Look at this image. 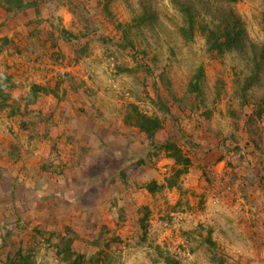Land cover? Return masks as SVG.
<instances>
[{
	"label": "rangeland",
	"instance_id": "374dc122",
	"mask_svg": "<svg viewBox=\"0 0 264 264\" xmlns=\"http://www.w3.org/2000/svg\"><path fill=\"white\" fill-rule=\"evenodd\" d=\"M23 1L0 0V264H69L68 247L77 264H264L261 218L238 222L229 201L264 198L263 82L243 93L264 0ZM237 19L250 56L211 52L203 28ZM68 101L66 125L55 112ZM137 113L163 121L153 141ZM76 121L82 138L67 134ZM166 142L192 173L176 178Z\"/></svg>",
	"mask_w": 264,
	"mask_h": 264
},
{
	"label": "trees",
	"instance_id": "16d2710c",
	"mask_svg": "<svg viewBox=\"0 0 264 264\" xmlns=\"http://www.w3.org/2000/svg\"><path fill=\"white\" fill-rule=\"evenodd\" d=\"M231 2H235L236 0H229ZM11 4L19 11L26 9V6L24 5L23 0H10ZM182 11L185 14V20H186V26L182 30V34L187 40H191L194 38L195 34V25L196 20L195 16L192 12L191 7L188 6H182ZM204 33L208 31L206 34V43L208 46V49L211 52H216L219 54H224L226 52H240L243 57H246V55H249V48H247V44L245 41L246 36L243 28L240 25V20H235L233 24L227 25L224 29H218L213 30L209 28H203L202 30ZM64 34L70 35L68 32L64 31ZM71 36V35H70ZM73 37V36H72ZM73 38L69 37L67 40H72ZM263 52V51H262ZM250 56V55H249ZM252 57L251 61L254 62V69L255 71L250 75L249 78H247L244 81V90L243 93H246L248 90H250L255 84H261L263 82L264 87V78L261 74L262 67H263V61H264V54H258L257 52L253 51L252 49ZM72 59L74 57H71ZM75 61V58L73 59ZM72 61V62H73ZM75 64V62H74ZM203 76V69H199V75L197 76V82H192L190 88L193 93H195L197 96L201 94L200 91V85H199V79ZM262 105H264V96L261 100ZM167 112L170 111V106L165 107ZM136 127L140 129L141 132L146 134V136L153 141L155 138V135L157 132L163 129V121L160 118L157 117H149L143 114L137 113V119L135 123ZM162 151L166 153V156L173 160L176 164V166L180 167L181 169L178 171V174L176 175V178H180L183 175H186L189 173L190 168L192 167L193 163L190 158H188L183 151L174 143L172 142H166L163 144V146L160 147ZM142 163V162H139ZM177 183L170 181V184H168L169 187L175 186ZM163 187H161L156 181L150 184V186H147V190L150 193H157L159 190H161ZM145 215L141 220V228L143 230L144 235H147L148 231V220L150 216V212L148 211V208H145ZM169 251V250H168ZM66 253H68V262L69 264H77V261H74L71 263L72 260V254H71V248L68 247L66 250ZM81 258V257H80ZM165 264H180L178 260H176L173 256L169 255L165 259Z\"/></svg>",
	"mask_w": 264,
	"mask_h": 264
},
{
	"label": "crops",
	"instance_id": "0c3cea01",
	"mask_svg": "<svg viewBox=\"0 0 264 264\" xmlns=\"http://www.w3.org/2000/svg\"><path fill=\"white\" fill-rule=\"evenodd\" d=\"M60 15V14H58ZM56 15V17L58 16ZM66 16V14H64V17ZM60 17H63L62 15ZM70 55V53H69ZM64 105V106H63ZM66 106H68V110L67 108H65ZM74 107V103L73 101H68L66 104H61L60 106H58L56 109V116L60 117L62 120L64 119V123L67 125L66 121L68 120V117L71 116L69 114V111L71 110V108ZM80 120V119H79ZM76 123L78 125H76V129L73 127H69L67 128V134L71 135L72 137H83V134L85 133L84 131H86V126L84 124H82L81 127V122L80 124L78 123V121H76ZM75 124V123H73ZM75 126V125H74ZM96 137V135H95ZM193 169H190L189 173H192ZM253 194V193H252ZM233 202H237L236 206L233 207L232 211L234 213V216L237 217L238 222L240 221H244L247 219L248 215H251L252 219H263V220H258L264 223V198L262 196L257 195H252L249 194L248 198H246L244 201L246 203L247 206H243L240 204L241 201H243L240 196H237L236 198H232L231 200H229ZM210 204H213L210 202ZM222 204H228V200L225 202V200L222 202ZM215 206V205H214ZM219 206V205H217ZM259 224V227H262V231L264 232V225ZM231 232V231H230ZM233 233V232H232ZM264 242V240H263ZM264 245V244H263Z\"/></svg>",
	"mask_w": 264,
	"mask_h": 264
},
{
	"label": "built area",
	"instance_id": "2783aa9c",
	"mask_svg": "<svg viewBox=\"0 0 264 264\" xmlns=\"http://www.w3.org/2000/svg\"><path fill=\"white\" fill-rule=\"evenodd\" d=\"M221 164H223V163H221ZM211 169L209 168V171H210ZM220 185V183H216V184H214L213 185V188L214 187H219V185ZM215 189V188H214ZM221 189V188H220ZM216 190V189H215ZM231 191H232V188L231 187H229V188H227L226 190H221L220 191V194L216 191V194L213 196V198H212V201H213V203L214 204H220L221 203V201L223 200L224 201V198L226 197V196H228V195H232L233 193H231ZM181 250H183L182 248H181ZM181 250H180V247H179V252H181ZM177 253V252H176Z\"/></svg>",
	"mask_w": 264,
	"mask_h": 264
}]
</instances>
